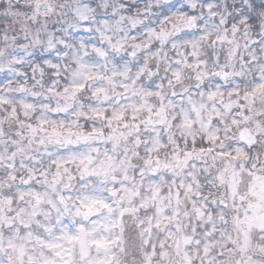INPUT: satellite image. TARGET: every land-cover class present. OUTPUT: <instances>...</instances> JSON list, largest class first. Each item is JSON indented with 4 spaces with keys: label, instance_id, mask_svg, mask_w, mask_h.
<instances>
[{
    "label": "clouds",
    "instance_id": "obj_1",
    "mask_svg": "<svg viewBox=\"0 0 264 264\" xmlns=\"http://www.w3.org/2000/svg\"><path fill=\"white\" fill-rule=\"evenodd\" d=\"M0 264H264V0H0Z\"/></svg>",
    "mask_w": 264,
    "mask_h": 264
}]
</instances>
